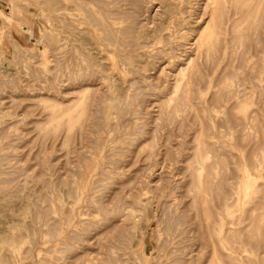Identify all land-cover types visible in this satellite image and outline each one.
<instances>
[{
    "label": "rangeland",
    "instance_id": "1",
    "mask_svg": "<svg viewBox=\"0 0 264 264\" xmlns=\"http://www.w3.org/2000/svg\"><path fill=\"white\" fill-rule=\"evenodd\" d=\"M80 1L104 13V7L110 9L118 2ZM145 1L134 23L133 33L139 38L140 43L134 53L137 61L143 64V69H140L143 72H134L129 68L125 71L127 79L119 80L115 73L108 71L105 75H95L84 80L85 82H75L70 73L80 62H89V57H86L89 53L97 56L92 57L94 62L98 59L104 62L119 59L112 50H105L104 57L96 54V46L105 44L97 38L95 26L87 20L86 10L74 0H69L71 14L66 18L65 8L60 0H0V135L7 133L0 136L2 264H8L12 257L13 261L9 264H102L95 230L88 233L95 243L91 246L95 251L88 254L90 260L75 262V257L85 250L80 241H74L78 246L73 249H61L67 247L63 240L67 239L69 232H81L83 225L88 226L93 218L102 217L95 207L96 198L106 200L116 189L125 196L124 200L128 201L126 198L129 196L142 199L133 208L128 206L127 209L132 210L123 217V221L130 226L129 245L124 249L118 246L102 248L104 254L109 249L115 255H123L120 264H264V0ZM51 3H55V6L50 5ZM215 4L224 10L220 23L214 15ZM55 7L56 10H53ZM204 11L208 13L205 14ZM66 21L73 25H68ZM124 24H133V18L126 19ZM216 25L220 27L216 30L213 42L218 48L211 58L197 45L199 38L211 32ZM204 26L209 28L206 30ZM194 56L196 59L193 60ZM197 61L209 62L205 69L206 81L191 86L187 77L191 65ZM53 78L55 84L52 83ZM130 80H134V83ZM186 86L193 88L191 101L196 105L183 108L182 111V108L178 109L177 118L169 122L170 119L161 115L162 105L166 103L171 104V107L175 106L176 97ZM95 90L105 96L106 103L112 105L109 116L100 115L106 122L98 120V126L92 123L94 115L86 101ZM154 92L156 94H152ZM60 107H66L62 114L49 115ZM197 111H200L202 118L197 117ZM182 122L184 125H181ZM200 137L204 140L205 157L199 162L195 153ZM97 140L101 143L98 144ZM87 161L92 167H89ZM190 162L194 163L198 182L203 183L205 176H216L215 182L226 176V181L233 188L231 199H228L230 206L223 215L224 223L213 230L219 251L215 250L206 236L203 209L201 208L200 217H196L195 210L189 207L194 190L189 192L191 195L188 192L183 194L192 184L190 170H185L189 168L186 165ZM85 172H88L86 176ZM48 207H51L53 215L50 214L51 211L48 213ZM187 208L193 214L191 217L195 221L200 220L203 227L184 222L174 229H168V233L166 223L177 218V214ZM70 209L74 210L75 219L84 220L75 222L72 217L69 221L67 216ZM41 214L44 216L41 217ZM162 216L164 218L161 219ZM167 216L169 219L165 220ZM53 224L61 226V231L58 229L54 237L48 228ZM236 234L240 240L236 238ZM245 240L248 241L247 244ZM165 242L166 245L163 244ZM246 245L254 249L250 252ZM27 250L32 253L28 254L31 251ZM5 251L11 256H5ZM177 256L182 259L174 260ZM46 258L48 259L45 260Z\"/></svg>",
    "mask_w": 264,
    "mask_h": 264
},
{
    "label": "bare ground",
    "instance_id": "2",
    "mask_svg": "<svg viewBox=\"0 0 264 264\" xmlns=\"http://www.w3.org/2000/svg\"><path fill=\"white\" fill-rule=\"evenodd\" d=\"M75 1V3H77V4H79L80 6H82L83 8H84V10H86V17H87V20L91 23V24H93V26H95V31H96V36H97V38L103 43V44H105V46H102V45H100V46H96V54H100L102 57H104V53H105V50H112L113 52H114V54L115 55H118L119 56V59H117V60H114V61H110V62H104V61H102V60H99L98 59V61H93V58H96L97 56H95L93 53H92V55H90V53L88 54V55H86V57H89L88 59H89V62H84V63H79L78 64V67H76V69L75 70H73V71H71V73H70V77L72 78V80L73 81H75V82H81V81H84V80H86V79H88L89 80V78L91 79L93 76H95V75H105V73L106 72H108V71H110V73L111 74H116L117 76V79H119V80H124V79H127V77H126V75H125V71H127L129 68L130 69H132V71L134 70V72H135V70L137 71V72H140V73H142L143 71H141L140 69H143V64H141V63H139L138 61H137V59L135 58V56H136V54L134 53V51H136V47L139 45V38L136 36V35H133V33H134V30H135V28H134V23H135V21L138 19V16H139V11H140V8H141V5H142V3H143V1L144 2H146L145 0H117L118 2L113 6V7H111L110 9H107V8H105L104 7V11H105V13L104 12H101V11H99L98 9H96V8H93V7H89L87 4H85V2H82V1H80V0H74ZM100 1V0H99ZM154 1V0H153ZM52 2V1H51ZM54 2V1H53ZM60 2H62L63 3V5H64V8H65V11H64V14H65V17L67 18V16L68 17H70V15L69 14H71L70 12H69V7H68V2H69V0H60ZM98 2V1H97ZM152 2V1H151ZM161 2V1H160ZM187 2V1H186ZM56 3V2H55ZM55 3H53V4H55ZM71 3V2H70ZM89 3V2H88ZM163 3V2H162ZM173 3V2H172ZM195 3V2H194ZM222 3V2H221ZM52 3L50 4V5H53ZM94 4V3H93ZM152 4V3H151ZM175 4V3H174ZM217 4V3H216ZM215 4V8H214V12H215V17L217 18V20H218V22L220 23L222 20H223V17H224V10L221 8V7H216L217 5ZM171 5V4H170ZM180 5V4H179ZM193 5H195V4H193ZM203 5V4H202ZM212 5V4H211ZM13 6V5H12ZM53 6H55V5H53ZM60 6V5H59ZM147 6V5H146ZM163 6V5H162ZM161 6V7H162ZM192 6V5H191ZM57 8H58V6H56ZM56 7H55V9L53 8V10H56ZM73 7V6H72ZM149 7V6H148ZM12 8V7H11ZM14 8H16V7H14ZM82 8V9H83ZM99 8V7H98ZM145 8V7H144ZM147 8V7H146ZM163 8V7H162ZM167 8H168V5H167ZM166 8V9H167ZM191 8V7H190ZM202 8V7H201ZM164 9H165V7H164ZM170 9V8H169ZM174 9V8H173ZM189 9V8H188ZM193 9V8H192ZM195 9V8H194ZM212 9V8H211ZM14 10V9H13ZM48 10H49V8H48ZM52 10V9H51ZM163 10V9H162ZM168 10V9H167ZM167 10L165 11V12H167ZM203 10H205L204 8H203ZM208 10V9H207ZM75 11V10H74ZM170 11V10H169ZM225 11H227V10H225ZM251 11V10H250ZM62 12V11H61ZM196 12V11H195ZM203 12V11H202ZM205 12V11H204ZM210 12V11H209ZM233 12H234V10H233ZM53 13V12H52ZM51 13V14H52ZM55 13H57V12H55ZM193 13V12H192ZM208 13V12H207ZM206 12H205V14H207ZM11 14V13H10ZM13 14V13H12ZM54 14V13H53ZM75 14H78V13H75ZM144 14H145V12H144ZM165 14V13H164ZM169 14H170V12H169ZM176 14V13H175ZM179 14V13H178ZM195 14H197V13H195ZM202 14V13H201ZM204 14V16H206ZM213 14V13H212ZM1 15V14H0ZM203 15V14H202ZM209 15V14H208ZM53 16V15H52ZM160 16V15H159ZM174 16V15H173ZM192 16H194V15H192ZM197 16V15H196ZM5 17V16H4ZM10 17V16H9ZM23 17V16H22ZM133 18V24H124V21L126 20V19H128V18ZM161 17H163V16H161ZM159 18V17H158ZM199 18H201V17H199ZM1 19V18H0ZM4 19H6V18H4ZM145 19V18H144ZM143 19V20H144ZM169 19V18H168ZM178 19V18H177ZM196 19V18H195ZM202 19V18H201ZM209 19H211L212 20V18H209ZM215 19V18H214ZM23 20V19H22ZM160 20H161V18H160ZM172 20V19H171ZM2 21V20H1ZM0 21V22H1ZM150 21V20H149ZM156 21V20H155ZM175 21V20H174ZM199 21V20H198ZM210 21V20H209ZM206 22H207V20H206ZM262 22V21H261ZM66 23L68 24V25H73V23H71V22H68V21H66ZM155 23V22H154ZM158 23V22H157ZM241 23V22H240ZM22 24V23H21ZM24 24V23H23ZM78 24V23H77ZM206 24V23H205ZM204 24V25H205ZM208 24V23H207ZM257 24H258V22H257ZM154 25V24H153ZM213 25V24H212ZM155 26V25H154ZM158 26V25H157ZM203 26V25H202ZM204 27H206V30H207V28H209V27H207V26H204ZM219 27L220 26H218V25H216L215 26V28L211 31V32H209V33H205L204 34V36L201 38H199V40H198V45L197 46H199L198 48H200L201 50H205L206 51V53H207V55H209L211 58L213 57V55H214V50H216L218 47L215 45V42H213V39L215 38V36H216V30H219ZM149 28V27H148ZM203 28V27H202ZM27 29V28H26ZM29 29V28H28ZM73 29V28H72ZM81 29V28H80ZM143 29V28H142ZM151 29V28H150ZM187 29V28H186ZM85 30V29H84ZM144 30V29H143ZM201 30V29H200ZM204 30V29H203ZM205 30V31H206ZM31 32H32V30H30ZM68 31V30H67ZM81 31H82V29H81ZM137 31V30H136ZM139 31H140V29H139ZM233 31V30H232ZM236 31H237V29H236ZM86 32V31H85ZM84 32V33H85ZM145 32V31H144ZM203 32V31H202ZM141 33V32H140ZM143 33V32H142ZM160 33V32H159ZM194 34V33H193ZM192 34V35H193ZM246 34V33H245ZM145 35V34H144ZM244 35V34H243ZM254 35V34H253ZM128 37H131L130 39H128ZM145 37V36H144ZM148 37H150V36H148ZM181 37V36H180ZM196 37H198V36H196ZM82 38V37H81ZM260 38V37H259ZM76 39V38H75ZM83 40H84V38H82ZM82 40V41H83ZM144 40H145V38H144ZM241 40V39H240ZM98 41V40H97ZM232 41V40H231ZM245 41V40H244ZM255 41H256V39H255ZM262 41V40H261ZM194 41H192V43H193ZM153 43V42H152ZM178 43H179V41H178ZM197 43V42H196ZM89 44V43H88ZM156 44V43H155ZM195 44V43H194ZM193 44V45H194ZM255 45V44H254ZM258 45V44H257ZM195 46V45H194ZM71 47V46H70ZM95 47V46H94ZM173 47V46H172ZM256 47V46H255ZM26 48H27V46H26ZM248 48V47H247ZM94 49V48H93ZM251 49V48H250ZM90 50V49H89ZM146 50V49H145ZM198 50V49H197ZM30 51V50H29ZM196 51V50H195ZM257 51V50H256ZM23 52V51H22ZM111 52V51H110ZM171 52V51H170ZM24 53V52H23ZM95 53V52H94ZM176 53V52H175ZM198 53V51L196 52V54ZM162 54V53H161ZM243 54V53H242ZM139 55V54H138ZM195 55V54H194ZM201 55V54H200ZM237 55V54H236ZM52 56V55H51ZM77 56V55H76ZM75 56V57H76ZM113 56V55H112ZM196 56V55H195ZM194 56V57H195ZM64 57V56H63ZM62 57V58H63ZM93 57V58H92ZM191 57V56H190ZM60 58V57H59ZM61 58V59H62ZM71 58V57H70ZM142 59V58H141ZM162 59V58H161ZM189 59V58H188ZM194 59H196V57L195 58H193V60ZM205 59H207V58H205ZM209 59V58H208ZM27 60V59H26ZM28 62V61H27ZM189 62V61H188ZM187 62V63H188ZM215 62V61H214ZM29 63V62H28ZM72 63H74V62H72ZM77 63V62H76ZM145 63H147V61L145 62ZM144 63V64H145ZM149 63V62H148ZM186 63V64H187ZM87 64V65H86ZM179 64V63H178ZM184 64V63H183ZM208 64H209V62H207V61H205V62H200V61H197V62H195L194 64H192L191 66V68H190V70H189V72L190 73H188V81L191 83V86H192V84H199L200 82H205L206 81V78H205V69L207 68V66H208ZM62 66V65H61ZM66 66V65H65ZM72 66H74V65H72ZM186 66V65H185ZM211 66H213L212 64H211ZM122 67V68H121ZM159 67V66H158ZM163 67V66H162ZM190 67V66H189ZM24 68V67H23ZM144 68H145V66H144ZM185 68V67H184ZM67 69V68H66ZM65 69V70H66ZM70 69H73V68H70ZM172 69V68H171ZM58 70V69H57ZM188 70V69H187ZM178 72H179V69L177 70ZM69 72V71H68ZM68 72H66V73H68ZM32 73V72H31ZM175 73H177V72H175ZM181 73V72H180ZM57 74V73H56ZM135 74V73H134ZM174 74V73H173ZM172 74V75H173ZM58 75V74H57ZM61 75V74H60ZM64 75V74H63ZM56 76V75H55ZM107 76V75H106ZM130 76V75H129ZM145 76V75H144ZM174 76V75H173ZM172 76V77H173ZM42 78H43V76H41ZM180 77H182V76H180ZM223 77V76H222ZM45 78V77H44ZM43 78V79H44ZM108 78V77H107ZM139 78V77H138ZM150 78V77H149ZM155 78V77H154ZM160 78H161V75H160ZM16 79V78H15ZM135 79H137V78H135ZM158 79V78H157ZM165 79V78H164ZM176 79V78H175ZM11 80V79H10ZM60 80V79H59ZM72 80H70V81H72ZM138 80V79H137ZM27 81V80H26ZM97 81V80H96ZM133 81V83H134V80H132ZM131 80H130V82H132ZM136 81V80H135ZM139 81V80H138ZM138 81H136V82H138ZM150 81V80H149ZM158 81V80H157ZM13 82H15V80L13 81ZM55 79L53 78L52 79V83L53 84H55ZM85 82V81H84ZM101 82V81H100ZM135 82V83H136ZM184 82H186V80L184 81ZM3 83V82H2ZM67 83V82H66ZM142 83H144V82H142ZM150 83V82H149ZM149 83H147V84H149ZM1 84V83H0ZM63 84V83H62ZM184 84H186V83H184ZM100 85V84H99ZM150 85V84H149ZM159 85H162V84H159ZM30 86V85H29ZM94 86V85H93ZM92 86V87H93ZM135 86V85H134ZM148 85H146V87H147ZM158 86V85H157ZM157 86H156V88H157ZM177 86V85H176ZM228 86V85H227ZM56 87V86H55ZM54 87V88H55ZM88 87V86H87ZM145 87V88H146ZM174 87V86H173ZM47 88V87H46ZM63 88V87H62ZM148 88V87H147ZM150 88H151V85H150ZM159 88V87H158ZM48 89V88H47ZM57 89V88H56ZM67 89V88H66ZM77 89V88H76ZM75 89V90H76ZM83 89V88H82ZM81 89V90H82ZM86 89V88H85ZM95 89H96V87H95ZM129 89V88H128ZM191 89L193 90V88L192 87H190V86H186V87H184V89H181L182 91H181V93H179V95L176 97L177 98V104L175 105V106H173V107H171V104L170 105H167L166 103H164L163 105H162V116L163 117H166L167 119H170V121L169 122H171V119H172V121H174L173 119H176L177 118V110L178 109H181V111L182 110H184L183 108H187L188 109V107H191V106H193V105H196V104H193L194 102H192L191 100H192V98H193V95H192V93L193 92H191ZM234 89V88H233ZM64 90V89H63ZM84 90V89H83ZM93 90V89H92ZM103 90V89H102ZM114 90V89H113ZM144 90V89H143ZM148 90V89H147ZM155 90V89H154ZM196 90V89H195ZM194 90V91H195ZM58 91V90H57ZM74 91V90H73ZM78 91V90H77ZM229 91V90H228ZM66 92H67V90H66ZM72 92V91H71ZM70 92V93H71ZM141 92V91H140ZM151 92H153V90L151 91ZM169 92V91H168ZM167 92V93H168ZM235 92V91H234ZM69 93V92H68ZM75 93V92H74ZM91 93V92H90ZM132 93V92H131ZM138 94H139V92H137ZM146 93V92H145ZM262 93V92H261ZM85 94V93H84ZM83 94V95H84ZM93 94V95H92ZM92 94H90V98L89 99H87L86 101L89 103V109L92 111V114L94 115V117L92 118V123H93V125L94 124H96L97 126H98V124H99V122H98V120H102V121H105V119L103 120V119H101V117H100V115L102 114V115H104V116H109V114H110V109H111V107H112V105L111 104H109V103H106V101H105V99H104V97H103V94L101 93V92H97V90H95ZM136 94V93H135ZM135 94H132L133 96L135 95ZM148 94V93H147ZM149 94H151V93H149ZM148 94V95H149ZM152 94H156L155 92L154 93H152ZM151 94V95H152ZM63 95V94H62ZM242 95V94H241ZM264 95V94H263ZM80 96V95H79ZM136 96V95H135ZM164 96V95H163ZM213 96V95H212ZM44 97V96H43ZM51 97V96H50ZM49 97V98H50ZM13 98V97H12ZM22 98H23V96H22ZM34 98V97H33ZM78 98V97H77ZM80 98H82V97H80ZM109 98H110V96H109ZM136 98V97H135ZM144 98V97H143ZM172 98V97H171ZM175 98V99H176ZM212 98V97H211ZM51 99V98H50ZM120 99V98H119ZM222 99V98H221ZM12 100H14V99H12ZM77 100V99H76ZM39 101V100H38ZM55 101H56V99H55ZM57 101H59V100H57ZM69 101H71V100H69ZM74 101V100H73ZM116 101V100H115ZM114 101V102H115ZM131 101H133V100H131ZM130 100H129V102H131ZM163 101V100H162ZM162 101H160L161 103H162ZM211 101V100H210ZM15 102V101H14ZM199 102H201V101H199ZM91 103V104H90ZM119 103V102H118ZM136 102L134 101V104H135ZM40 104V103H39ZM130 104V103H129ZM144 104V103H143ZM154 104V103H153ZM264 104V103H263ZM122 105V104H121ZM132 105V104H131ZM136 105H137V103H136ZM152 105V104H151ZM220 105H222V104H220ZM74 106V105H73ZM73 106H71V107H73ZM134 106V105H133ZM150 106V105H149ZM161 106V105H160ZM151 107V106H150ZM194 107V106H193ZM212 107V106H211ZM264 107V106H263ZM120 108V107H119ZM128 108V107H127ZM160 108V107H159ZM195 108H197V107H195ZM209 108V107H208ZM141 109V108H140ZM53 110V109H52ZM64 110H66V107H60V108H55L49 115H51V116H56V115H60V114H62V112L64 111ZM124 110V109H123ZM129 110H130V107H129ZM134 110V109H133ZM137 110V109H136ZM198 110V109H197ZM211 110V109H210ZM2 111V110H1ZM125 111V110H124ZM161 111V110H160ZM117 112V111H116ZM41 112H39V114H40ZM128 113V112H127ZM134 113V112H133ZM133 113H131V114H133ZM138 113V112H137ZM91 114V113H90ZM143 114V113H142ZM181 114H183L182 112H181ZM180 114V115H181ZM196 114H197V117H199V118H202V114L200 113V111H197L196 112ZM255 114V113H254ZM251 115H252V113H251ZM48 116V115H47ZM72 116H74V115H72ZM131 116V115H130ZM212 116H213V114H212ZM88 117V116H87ZM184 117V116H183ZM196 117V118H197ZM207 117V116H206ZM100 118V119H99ZM135 118H136V116H135ZM160 118V117H159ZM210 119V118H209ZM214 119V118H213ZM184 120V119H183ZM202 119H200V121H201ZM21 121V120H20ZM48 121V120H47ZM50 121V120H49ZM66 121H67V118H66ZM126 122H129V119H128V121H127V119L125 120ZM181 121V120H180ZM218 121V120H217ZM34 122V121H33ZM32 122V123H33ZM98 122V123H97ZM106 122V121H105ZM130 122H131V120H130ZM159 122V121H158ZM161 122V121H160ZM14 123V122H13ZM88 123V122H87ZM87 123H86V125H87ZM101 123V122H100ZM116 123V122H115ZM115 123H114V125H115ZM155 123V122H154ZM200 123H202V121L200 122ZM226 123H229V122H226ZM249 123V122H248ZM247 123V124H248ZM11 124V123H10ZM10 124L8 125V126H10ZM65 124V123H64ZM81 124V123H80ZM181 124V123H180ZM203 124V123H202ZM201 124V125H202ZM250 124V123H249ZM57 125V124H56ZM86 125H85V128H86ZM100 125V124H99ZM112 125V124H111ZM181 125H184V122H182V124ZM195 125V124H194ZM205 124H203V126H204ZM222 125V124H221ZM77 126H79V125H77ZM88 126V125H87ZM95 126V125H94ZM94 126H93V128H94ZM101 126H103L102 124H101ZM141 126V125H140ZM145 126V125H144ZM156 126V125H155ZM162 126V125H161ZM228 126H229V124H228ZM239 126V125H238ZM54 127V126H53ZM100 127V126H99ZM107 127V126H106ZM105 127V128H106ZM109 127V126H108ZM114 127V126H113ZM137 128H138V126H136ZM156 127H159V125L158 126H156ZM179 127H180V125H179ZM234 127V126H233ZM39 128V127H38ZM93 128L91 129V130H93ZM181 128V127H180ZM203 128V127H202ZM230 128V127H229ZM240 128V127H239ZM246 128V127H245ZM250 128V127H249ZM35 129V128H34ZM50 129V128H49ZM101 129V128H100ZM122 130H124L123 128H121ZM156 129V128H155ZM166 129V128H165ZM172 129V128H171ZM191 129V128H190ZM219 129V128H218ZM8 130V128H6V131ZM44 130V129H43ZM50 130H52V129H50ZM115 130V129H114ZM136 130H138V129H136ZM160 130V129H159ZM169 130V129H168ZM167 130V131H168ZM239 130V129H238ZM237 130V131H238ZM49 131V130H48ZM53 131V130H52ZM93 131H95V130H93ZM102 131V130H101ZM107 131V130H106ZM112 131V130H111ZM139 131V130H138ZM178 131V130H177ZM191 131V130H190ZM200 131V130H199ZM40 132V131H39ZM38 132V133H39ZM85 132V131H84ZM124 132V131H123ZM140 132H142V130H140ZM144 132V131H143ZM197 132H198V130H197ZM202 133L201 134H203V132H204V130L202 129V131H201ZM206 132V131H205ZM246 132V131H245ZM44 133V132H43ZM46 133V132H45ZM48 133V132H47ZM49 133H51V132H49ZM75 133V132H74ZM168 133H170V132H168ZM247 133V132H246ZM5 134H7V133H4L3 135H5ZM59 134H60V132H59ZM83 134V136H84V133H82ZM138 134H139V132H138ZM154 134H156V133H154ZM172 134V133H171ZM180 134H182V133H180ZM200 134V133H199ZM242 134V133H241ZM2 134L0 135V136H3ZM95 135H97V134H95ZM101 135V134H100ZM99 135V136H100ZM159 135V134H158ZM168 135V134H167ZM75 136V135H74ZM169 136V135H168ZM45 137V136H44ZM70 137V136H69ZM93 137V136H92ZM120 137V136H119ZM159 137V136H158ZM166 137V136H165ZM186 137V136H185ZM184 137V138H185ZM199 137V136H198ZM53 138V137H52ZM72 138V137H71ZM75 138V137H74ZM90 138V137H89ZM101 138H103V136L101 137ZM100 138V139H101ZM135 138V137H134ZM170 138H172V137H170ZM169 138V139H170ZM244 138V137H243ZM97 139H99V138H97ZM99 139V140H100ZM103 139H105V138H103ZM102 139V140H103ZM70 140V139H69ZM84 140V139H83ZM99 140H97L98 142H99ZM101 140V141H102ZM132 140V139H131ZM129 141V142H132V141ZM168 140V139H167ZM262 140V138L260 139V141ZM66 141V140H65ZM73 140H71V142H72ZM106 141V140H105ZM156 141V140H155ZM154 141V145H156V142ZM196 141V140H195ZM255 141H257V140H255ZM54 142V141H53ZM53 142H52V144H53ZM96 142V141H95ZM97 142V143H98ZM165 142H167L166 140H165ZM170 142V141H169ZM168 142V143H169ZM171 142H172V140H171ZM191 142V141H190ZM259 142V141H258ZM101 142H99L98 144H100ZM168 143H167V145H166V147H168ZM189 143V142H188ZM217 143V142H216ZM261 143V142H260ZM50 144H51V142H50ZM61 144V143H60ZM97 144V145H98ZM166 144V143H165ZM174 144V143H173ZM210 144H211V142H210ZM238 144H239V142H238ZM72 145V144H71ZM83 145V144H82ZM153 145V144H152ZM196 145H197V143H196ZM220 145H222V144H220ZM240 145V144H239ZM252 145V144H251ZM250 145V146H251ZM62 146V145H61ZM84 146H85V144H84ZM91 146H93V145H90V147ZM143 146V145H142ZM151 146V145H150ZM160 146V145H159ZM156 147H157V145H156ZM188 147V146H187ZM195 147V146H194ZM72 148V147H71ZM184 148V147H183ZM207 148H209V147H207ZM96 149V148H95ZM149 149V148H148ZM156 149V148H155ZM193 149V148H192ZM196 160H198L199 162L200 161H203L202 160V158H203V156L205 157V155H204V153H205V145H204V140H203V137H200L199 138V140H198V145H197V147H196ZM253 149V148H252ZM70 150V149H69ZM121 150V149H120ZM139 150V149H138ZM151 150V149H150ZM154 150V149H153ZM156 150H158V149H156ZM165 150H167V148L165 149ZM210 150V149H209ZM253 150H255V149H253ZM263 150V149H262ZM71 152H73L72 150H70ZM140 151H141V149H140ZM215 151V150H214ZM154 152V151H153ZM152 152V153H153ZM158 152V151H157ZM211 152V151H210ZM40 153H41V151H40ZM114 153V152H113ZM143 153V152H142ZM212 153H213V151H212ZM251 153V152H250ZM112 154V153H111ZM141 154V153H140ZM194 154V155H195ZM40 155V154H39ZM77 155V154H76ZM150 155V154H149ZM153 155V154H152ZM157 155V154H156ZM216 155V154H215ZM252 155V154H251ZM11 156V155H10ZM79 156V155H78ZM89 156V155H88ZM108 156H110V155H108ZM154 156V155H153ZM219 155H217V157H218ZM220 156H221V154H220ZM4 157V156H3ZM2 158V157H1ZM69 158V157H68ZM99 158V157H98ZM97 158V159H98ZM118 158V157H117ZM171 158V157H170ZM214 158V157H213ZM221 158V157H220ZM251 158V157H250ZM40 159V158H39ZM46 159V158H45ZM193 159H194V157H193ZM262 159V158H261ZM71 160H72V157H71ZM79 160V159H78ZM99 160H100V158H99ZM118 160H119V158H118ZM252 160V159H251ZM257 160V159H256ZM81 161V160H80ZM89 161H90V159H89ZM94 161V160H93ZM96 161H98V160H96ZM115 161H117V160H115ZM195 161V160H194ZM261 161V160H260ZM111 162V161H110ZM183 162H185V161H183ZM188 162V161H187ZM187 162H185V163H187ZM212 162V161H211ZM219 162H220V160H219ZM71 163H72V161H71ZM84 163V162H83ZM86 163H88V161L86 162ZM86 163H84L85 165H86ZM254 163V162H253ZM41 164V163H40ZM89 164V163H88ZM221 164V163H220ZM257 164L259 165V163L257 162ZM256 164V166L258 167V165ZM261 164V163H260ZM42 165V164H41ZM87 166V165H86ZM85 166V167H86ZM92 167V165H90L89 164V167ZM186 166H189V168H185V170H187L188 171V169L190 170V175H191V177H192V184H191V186L190 187H188L187 189H186V191L185 192H183V194H185L186 195V193L188 192H190L191 190H194V194H192L193 196V199H192V201L189 203V207H190V209L192 208V209H194L195 210V213H194V215H196V217H200V215H201V208L203 209V212L205 213V228H206V236H207V238L210 240V242L212 243V245H214V248H215V250L216 249H218L217 247V242H216V244H215V236H214V234H213V230H214V228L215 227H217V225L219 226V228H220V225H223V223H224V221H223V218H224V216L223 215H225V213H226V210H228V207L230 206L229 205V203H228V199H231V194H232V187H231V183L229 184L226 180H227V177L225 176H222L223 177V179H220L219 181H217V182H215V180H214V178L216 177H213V176H209V177H207L206 178V176H205V181L202 183V182H198L197 180H196V177H198L197 175H196V172H195V166H194V163L193 162H190L189 163V165H186ZM222 166V165H221ZM87 168V167H86ZM117 168V167H116ZM207 168V167H206ZM236 168H237V165H236ZM90 169V168H89ZM88 169V170H89ZM262 169V168H261ZM260 169V170H261ZM81 170H83V169H81ZM211 170V169H210ZM228 170V169H227ZM238 170V169H237ZM74 171V170H73ZM86 171H87V169H86ZM92 171V170H91ZM212 171V170H211ZM41 172H43L42 171V169H41ZM83 172V171H82ZM103 172V171H102ZM101 172V173H102ZM114 172V171H113ZM206 172V171H205ZM210 172V171H209ZM224 172V171H223ZM227 172V171H226ZM232 172V171H231ZM4 173V172H3ZM9 173H10V171H9ZM106 173V172H105ZM39 174V173H38ZM41 174V173H40ZM85 174H88V172L86 173H84V175ZM206 174V173H205ZM254 174V173H253ZM14 175V174H13ZM16 175V174H15ZM80 175V174H79ZM215 175V174H214ZM86 176V175H85ZM208 176V175H207ZM17 177V176H16ZM165 177V176H164ZM230 177H231V175H230ZM14 178V177H13ZM12 178V179H13ZM108 178V177H107ZM221 178V177H220ZM11 179V180H12ZM16 179V178H15ZM47 179V178H46ZM103 179V178H102ZM104 179H106V177L104 178ZM9 179H7V181H8ZM61 180V179H60ZM63 180V179H62ZM191 180V179H190ZM230 180V179H229ZM1 181H2V179H1ZM43 181H44V179H43ZM49 181V180H48ZM47 181V182H48ZM80 181V180H79ZM130 181V180H129ZM164 181V180H163ZM167 181V180H166ZM240 181V180H239ZM3 182H4V180H3ZM111 182V181H110ZM43 183V182H42ZM58 183V182H57ZM236 183V182H235ZM82 184V183H81ZM121 184V189H122V183H120ZM233 184V183H232ZM46 185V184H45ZM71 185V184H70ZM86 185V184H85ZM102 185V184H101ZM230 185V186H229ZM59 186V185H58ZM80 186V185H79ZM125 186V185H124ZM123 186V187H124ZM127 186V185H126ZM233 186H235V185H233ZM239 186V185H238ZM95 187H97V186H95ZM94 187V188H95ZM259 187V186H258ZM52 188V187H51ZM106 188V187H105ZM125 188V187H124ZM254 188V187H253ZM40 189V188H39ZM59 189V188H58ZM120 189V188H119ZM236 189V188H235ZM75 190V189H74ZM260 190H261V188H260ZM4 191V190H3ZM123 191V190H122ZM129 192V188H128V191H127V193ZM259 192V191H258ZM60 193V192H59ZM9 194V193H8ZM92 194V193H91ZM100 195L101 193H97V195ZM190 194V193H189ZM201 194H202V196H201ZM60 195V194H59ZM191 195V194H190ZM208 195H210V196H208ZM3 195H1L0 197H2ZM20 196V195H19ZM91 196V195H90ZM89 196V197H90ZM95 196H96V194H95ZM212 196V198H210ZM43 197V196H42ZM52 197V196H51ZM124 195H122V194H120V192H118L117 191V189H116V192L115 193H113L111 196H109L108 197V199H97L96 198V202H95V207H96V210L98 211V212H100L101 214H102V217H100V218H97L96 217V219H92V221L91 222H89V225L88 226H86V225H83L84 227L82 228V231L81 232H79L78 230H76V228L74 229V230H76V231H78V232H76V233H71L70 234V232H69V235L67 236V239L66 240H63V243L65 242V244H67V247H66V249H64V247H62V249L61 250H70V249H73L76 245H75V243H74V241L76 242V241H80V242H82L83 244H84V246H85V250H84V252L83 253H80V254H78L76 257H75V262H77V261H86L87 259L88 260H90V258L88 257V254L92 251H95L91 246L92 245H94L95 243L94 242H92L91 241V239H90V236L88 235V233L89 232H92V230H95L96 231V238H97V240H98V245L100 246V249L98 248V252L99 253H101V256L99 257L100 258V260H101V262H102V264H120V261H121V259H122V257H123V255H115L114 254V252H112L111 250H107L106 252H105V254L103 253V250H102V248L104 247V248H108V247H111V246H118V247H120V248H122V249H124V248H126L127 247V245H129L128 244V241H129V238H130V236H129V234H128V231H129V229H130V226L127 224V222H125V221H123V217L128 213V215H129V210L131 209V208H133L134 207V205L135 204H137V203H139L142 199L141 198H139V199H136V197H133V198H129V197H131V196H129V197H127L126 199H128V201L127 200H124ZM236 197V196H235ZM49 199V201H50V197H48ZM201 198V199H200ZM95 199V198H94ZM16 200V199H15ZM130 200V201H129ZM7 201V200H6ZM91 201V200H90ZM89 201V202H90ZM211 201L213 202L214 201V203L212 204L211 203ZM60 202V201H59ZM94 202V201H93ZM254 202V201H253ZM35 203V202H34ZM5 205H6V203H5ZM4 205V206H5ZM61 205H63V204H61ZM251 205V204H250ZM14 206V205H13ZM38 207H39V205H37ZM44 206H46V205H44ZM49 206V205H48ZM59 206V205H58ZM86 206V205H85ZM89 206H91V205H88V207ZM128 206H130L131 208L130 209H127L128 208ZM11 207V206H10ZM53 207V206H52ZM94 207V206H93ZM56 208V207H55ZM39 209H40V207H39ZM45 209V208H44ZM46 209H48V213H50V211H51V207H48V208H46ZM59 209V208H58ZM63 209V208H62ZM89 209V208H88ZM258 209V208H257ZM14 210V209H13ZM85 210V209H84ZM132 210V209H131ZM9 211V210H8ZM53 211H56V209H54ZM69 212H68V216H67V218L69 219V221H71L73 218L75 219V212H74V210L73 209H70V210H68ZM249 211V210H248ZM245 212V211H244ZM37 213H40V212H38V210H37ZM42 213H43V211H42ZM47 213V214H48ZM83 213V212H82ZM180 213V214H179ZM178 214H177V218H175L174 220H169L168 221V223H166L167 225L165 226L166 227V230L168 231V233H169V230L168 229H174V227L176 228L177 226H178V224L179 223H184V222H190V223H193V224H197V227H203V224L201 223V221L199 220V218H198V220L199 221H195V218H192L191 216L193 215V214H191V212L189 211V209L187 208V209H183V211H180ZM50 214H52L53 215V213H52V211H51V213ZM245 214V213H244ZM67 215V214H66ZM90 215V214H89ZM42 216H44L43 214H41V217ZM65 216V215H64ZM174 216V215H173ZM244 216V218H245V215H243ZM37 217H38V215H37ZM47 217V220H48V217H49V215L48 216H46ZM51 217V216H50ZM55 217V216H54ZM73 217V218H72ZM121 218V219H118V218ZM44 218V217H43ZM52 218H53V216H52ZM162 218H164V216H162L161 217V219ZM243 218V217H242ZM241 218V219H242ZM62 219V218H61ZM67 219V220H68ZM166 219H169L168 218V216L165 218V220ZM197 219V218H196ZM11 220V219H10ZM42 220V219H41ZM40 220V221H41ZM84 220V218H76L75 219V222H81V221H83ZM243 220H245V219H243ZM227 221V220H226ZM230 221H231V219H230ZM233 221V220H232ZM37 222H38V220H37ZM46 223H48V221H45ZM44 222V223H45ZM56 222V221H55ZM68 222V221H67ZM67 222H66V224H67ZM88 222V221H87ZM86 222V223H87ZM242 222V221H241ZM225 223H227V222H225ZM30 225V224H29ZM40 225V224H39ZM41 225H42V223H41ZM27 226V225H26ZM32 226V225H31ZM59 225L57 224H53V225H50V226H48V228L50 229H48L50 232H52L51 233V235L53 234V237L54 236H56V234L58 233V229L61 227H58ZM188 226V225H187ZM255 226V225H254ZM33 227V226H32ZM40 227V226H39ZM37 228V227H36ZM46 228V227H45ZM80 228V227H79ZM5 229V228H4ZM30 229H31V227H30ZM33 230H34V227L32 228ZM63 229V228H62ZM236 229H237V227H236ZM241 229V228H240ZM9 230V229H8ZM40 230H43V228H41ZM60 230V229H59ZM72 230V229H71ZM199 229H197L196 231L197 232H199L198 231ZM35 231H38V230H35ZM61 231V230H60ZM131 231V230H130ZM167 231H166V233H167ZM238 231H240L239 230V228H238ZM252 231H254V230H252ZM63 232V231H62ZM183 232V231H182ZM196 232V233H197ZM38 233V232H37ZM41 233V232H40ZM201 233V232H200ZM236 233V232H235ZM240 233H241V231H240ZM242 233H243V231H242ZM249 233V232H248ZM33 234V233H32ZM216 234V233H215ZM251 234V233H250ZM37 235V234H36ZM225 235V234H224ZM223 235V236H224ZM237 235V237L236 238H239L238 237V234H236ZM251 236V235H250ZM34 237V236H33ZM41 237V236H40ZM52 237V236H51ZM171 237V236H170ZM228 237V236H227ZM10 238V237H9ZM37 238V237H36ZM43 238V237H42ZM41 238V239H42ZM93 238H95V237H93ZM243 238V237H242ZM245 238V237H244ZM47 239V238H46ZM46 239H45V241H46ZM48 239H50V238H48ZM53 239V238H52ZM13 240V239H12ZM34 240V239H33ZM43 240V239H42ZM61 240V239H60ZM238 240V239H237ZM236 240V241H237ZM239 240H240V238H239ZM36 241H37V239H36ZM169 241V240H168ZM20 242V241H19ZM55 242V241H54ZM78 242H76V243H78ZM97 242V241H96ZM81 243V244H82ZM238 243V242H237ZM248 243V241H246L245 240V244H247ZM80 244V243H79ZM163 244H165L166 245V242L165 243H163ZM245 244H243V245H245ZM259 244H261V243H259ZM239 245V244H238ZM51 246H54V245H51ZM78 246V245H77ZM76 246V247H77ZM201 246V245H200ZM217 246V247H216ZM213 247V246H212ZM242 247H244V246H242ZM246 247H249L248 249H250L249 251L251 252V249H254V247L253 248H251L250 246H248V245H246ZM51 248V247H50ZM28 249V248H27ZM59 249V250H60ZM213 249V248H212ZM236 249V248H235ZM239 249V248H238ZM247 249V248H246ZM257 249H258V247H257ZM257 249H255V252L257 251ZM261 249H262V247H261ZM53 250H54V248H53ZM245 250V249H244ZM28 251H31V250H27V252ZM96 251V252H97ZM218 251H219V249H218ZM216 252V251H215ZM214 252V253H215ZM5 253V256L6 255H9V256H11L10 254H8V252H4ZM30 253H32V251L31 252H29L28 254H30ZM103 253V254H102ZM264 253V252H263ZM92 254V253H91ZM219 254V253H218ZM258 254H260V253H258ZM104 255V256H103ZM211 255H213V253L211 254ZM223 255V254H222ZM60 256V255H59ZM59 256H58V258H59ZM141 256V255H140ZM234 256V255H233ZM232 256V257H233ZM15 257V256H14ZM43 257H44V255H43ZM225 257V256H224ZM13 258V257H12ZM12 258L10 259V261L12 260ZM62 258V257H61ZM181 257H178L177 256V258H174V260L175 259H180ZM210 258V257H209ZM214 258H215V256H214ZM233 258H236V257H233ZM4 259V258H3ZM48 258H46L45 260H47ZM182 259V258H181ZM237 259V258H236ZM50 260V259H49ZM71 260V259H70ZM123 260H125L124 258H123ZM122 260V261H123ZM197 260V259H196ZM225 260H226V258H225ZM235 260V259H234ZM10 261H8V264H9V262ZM13 261V260H12ZM51 261H53V260H51ZM190 261V260H189ZM7 262V261H6ZM20 262V261H19ZM55 262H57V261H55ZM61 262V261H60ZM64 262V261H63ZM176 262V261H175ZM209 262V261H208ZM226 262V261H225ZM236 262V261H235ZM238 262V261H237ZM13 263V262H12ZM140 263V262H139ZM226 263H228V262H226ZM0 264H2V260L0 261ZM24 264V263H23ZM32 264V263H31ZM36 264H45L44 262H39V263H36ZM73 264V263H72ZM83 264V263H82ZM122 264V263H121Z\"/></svg>",
    "mask_w": 264,
    "mask_h": 264
}]
</instances>
